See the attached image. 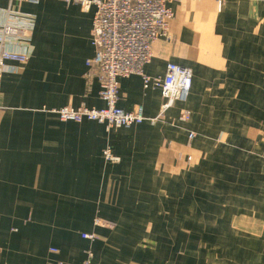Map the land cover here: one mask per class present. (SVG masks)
Listing matches in <instances>:
<instances>
[{
	"label": "crops",
	"instance_id": "obj_1",
	"mask_svg": "<svg viewBox=\"0 0 264 264\" xmlns=\"http://www.w3.org/2000/svg\"><path fill=\"white\" fill-rule=\"evenodd\" d=\"M169 7L145 73L189 68V99L160 118L161 90L123 78L118 107L147 120L108 130L53 113L105 107L86 78L95 8L0 0V22L16 12L34 24L15 49L28 61L0 79V264H82L89 251L93 264H264V0Z\"/></svg>",
	"mask_w": 264,
	"mask_h": 264
},
{
	"label": "built area",
	"instance_id": "obj_2",
	"mask_svg": "<svg viewBox=\"0 0 264 264\" xmlns=\"http://www.w3.org/2000/svg\"><path fill=\"white\" fill-rule=\"evenodd\" d=\"M9 2L36 5L40 0H7ZM81 6L85 12L95 8L92 27V44L95 54L86 61L89 82L97 80L100 85V97L105 104L101 110L85 106L74 108L67 106L54 110L63 122H95L106 126L108 130L131 128L147 120L142 106L125 112L118 107L120 80L130 76H140L144 88L159 89L162 92L163 105L160 118L175 103H186L193 86V73L189 68L170 63L163 78H153L145 73L153 58V45L168 35L169 25L174 18L169 7L171 0H67ZM34 27L30 18L11 12L0 22V79L8 62L26 63L25 54L17 52L31 42ZM190 113L183 112L181 120H190ZM154 123V120H153ZM194 134H190V139ZM109 163H118L110 150L104 153ZM96 226H108L99 219ZM83 239L94 241V234H84ZM94 254L89 251L82 264H93Z\"/></svg>",
	"mask_w": 264,
	"mask_h": 264
},
{
	"label": "rangeland",
	"instance_id": "obj_3",
	"mask_svg": "<svg viewBox=\"0 0 264 264\" xmlns=\"http://www.w3.org/2000/svg\"><path fill=\"white\" fill-rule=\"evenodd\" d=\"M264 133V132H263ZM222 141V143H224V144H226V143H228V140L226 139V140H221ZM255 143H261L262 144V146H264V137H262V140H259L258 138H256V140L254 141ZM106 151H108V150H106ZM105 151V152H106ZM104 152V153H105ZM112 153V152H111ZM225 157V156H224ZM104 158H105V156H104ZM189 161H191L192 160V158H189L188 159ZM155 190H156V188H155ZM165 194V192H164V190H162V189H160V191H159V195L160 196H162V195H164ZM176 206H177V204H175V208H176Z\"/></svg>",
	"mask_w": 264,
	"mask_h": 264
}]
</instances>
